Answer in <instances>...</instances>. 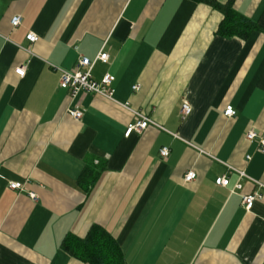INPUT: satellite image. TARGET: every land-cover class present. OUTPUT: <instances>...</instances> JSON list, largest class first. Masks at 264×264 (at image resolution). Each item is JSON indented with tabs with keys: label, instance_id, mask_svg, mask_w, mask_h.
<instances>
[{
	"label": "crops",
	"instance_id": "obj_1",
	"mask_svg": "<svg viewBox=\"0 0 264 264\" xmlns=\"http://www.w3.org/2000/svg\"><path fill=\"white\" fill-rule=\"evenodd\" d=\"M232 1L259 25L246 38L218 33L223 12L194 0H0V264H89L61 245L93 225L127 264H264V153L246 138L264 133V0ZM102 49L93 75L115 76L114 99H71L55 67ZM135 110L156 124L126 135Z\"/></svg>",
	"mask_w": 264,
	"mask_h": 264
},
{
	"label": "built area",
	"instance_id": "obj_2",
	"mask_svg": "<svg viewBox=\"0 0 264 264\" xmlns=\"http://www.w3.org/2000/svg\"><path fill=\"white\" fill-rule=\"evenodd\" d=\"M22 15L16 14L11 19V25L13 28L18 27L22 23ZM27 39L34 43L39 39V36L35 32H30L27 34ZM109 53L102 49L94 59H91L87 56H82L78 59L75 65L70 68H62L55 67L60 72V82L59 85L62 89H66L69 91L71 99H74L80 93H94L103 95L109 99H114L115 95V76L111 73H106L100 80H96L93 75V69L98 62H108L109 61ZM16 73L20 76H24L26 73V66H20L16 69ZM135 89L139 88V85L134 87ZM193 111L191 104L185 101L182 104V117L187 118ZM67 112L70 116L75 119H80L83 116V111L76 106H69ZM137 121L128 126L125 134L129 135L134 130L141 131L148 127L150 124H156L150 117L145 115L141 111H134ZM237 114L236 109L233 105H227L224 109V115L227 117H235ZM246 138L250 142H256L258 144V150L261 153H264V133L257 132L253 129H250L246 133ZM161 156L163 158H167L170 154V148L165 146L160 150ZM252 158L251 155H247V159L250 160ZM236 172L239 174L241 178L251 179L244 170H237ZM196 178V172L191 170L188 171L185 175L186 181H192ZM253 180V179H251ZM255 181V180H253ZM256 182V181H255ZM216 183L220 186L228 187L231 184V180L227 175H221L216 178ZM10 188L19 190L23 187L22 182L13 181L9 184ZM262 189H264V185L261 184ZM243 184L241 182H237L234 185L233 190L242 191ZM34 196V195H33ZM263 198V192L256 191L253 193L242 194V204L243 206L250 210L252 209L255 201L261 200Z\"/></svg>",
	"mask_w": 264,
	"mask_h": 264
},
{
	"label": "trees",
	"instance_id": "obj_3",
	"mask_svg": "<svg viewBox=\"0 0 264 264\" xmlns=\"http://www.w3.org/2000/svg\"><path fill=\"white\" fill-rule=\"evenodd\" d=\"M195 2H203L212 5L219 9L224 14V19L221 22L218 33L224 36H240L247 37L253 30L259 27L258 23L252 19L238 13L233 8V1L229 0L226 3H221L217 0H194ZM81 177L84 181L86 176ZM94 170L90 169L93 174ZM94 179L89 183H94ZM61 248L68 252L71 256L85 261L89 264H127L125 254L113 237V235L100 225H93L85 237H79L73 234H68L64 238Z\"/></svg>",
	"mask_w": 264,
	"mask_h": 264
}]
</instances>
